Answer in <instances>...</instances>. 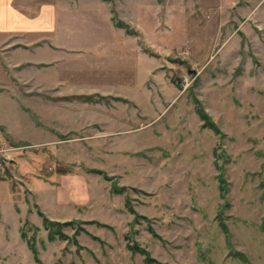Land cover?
Wrapping results in <instances>:
<instances>
[{"label": "rangeland", "instance_id": "1", "mask_svg": "<svg viewBox=\"0 0 264 264\" xmlns=\"http://www.w3.org/2000/svg\"><path fill=\"white\" fill-rule=\"evenodd\" d=\"M82 9L101 60L0 39V264H264V0Z\"/></svg>", "mask_w": 264, "mask_h": 264}, {"label": "crops", "instance_id": "2", "mask_svg": "<svg viewBox=\"0 0 264 264\" xmlns=\"http://www.w3.org/2000/svg\"><path fill=\"white\" fill-rule=\"evenodd\" d=\"M91 2L92 0H0V39H17L10 44L9 49H5L6 52L12 58H20L17 63L21 61V64L41 65L48 69L58 62L53 60L52 52L63 60H101L108 47L103 42L104 38L94 33L99 28H92L90 10L86 14L81 13L84 12L82 8ZM102 18L104 19L103 15ZM88 35L92 38L91 43L84 42ZM37 49L43 50L45 61L26 60V54L29 51L34 54ZM7 196L9 197V193ZM3 201V194H0V210Z\"/></svg>", "mask_w": 264, "mask_h": 264}, {"label": "trees", "instance_id": "3", "mask_svg": "<svg viewBox=\"0 0 264 264\" xmlns=\"http://www.w3.org/2000/svg\"><path fill=\"white\" fill-rule=\"evenodd\" d=\"M117 24V27L119 28H123L125 29L128 33H130L131 35L135 34V32H132L130 31L126 26L122 25V23H116ZM144 51L147 52V49H144ZM151 54V53H150ZM198 113V116L200 118V120L203 121L204 125L206 127H208L209 129L213 130L214 132H218V129L217 127L215 126V124H213L210 119L207 117V115L205 113H203L201 110H198L197 111ZM90 172H93L95 174H102L103 177L107 180H110V178H107L104 173H102L101 171H98V170H93V171H90ZM112 190L116 193H120L122 190L124 189H120V188H117L116 185L114 183H112ZM130 211H132L130 209ZM43 223H44V226L48 229H50L51 227H54V226H60V225H57V223H52L50 221H48L46 218H43ZM74 223L73 222H68V223H64V225L66 226H71L73 225ZM61 239L65 238V236H61L60 237ZM128 248L134 253H140V254H143L144 255V259L147 261V262H152V259H150V257L148 256V254L146 253V251H144L143 249H140L136 244H132V245H127Z\"/></svg>", "mask_w": 264, "mask_h": 264}, {"label": "built area", "instance_id": "4", "mask_svg": "<svg viewBox=\"0 0 264 264\" xmlns=\"http://www.w3.org/2000/svg\"><path fill=\"white\" fill-rule=\"evenodd\" d=\"M3 172V168H2V164L0 163V176L2 175Z\"/></svg>", "mask_w": 264, "mask_h": 264}]
</instances>
